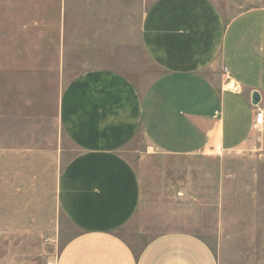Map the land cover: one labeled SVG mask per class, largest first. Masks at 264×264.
Here are the masks:
<instances>
[{
	"label": "rangeland",
	"instance_id": "374dc122",
	"mask_svg": "<svg viewBox=\"0 0 264 264\" xmlns=\"http://www.w3.org/2000/svg\"><path fill=\"white\" fill-rule=\"evenodd\" d=\"M61 1L0 0V264H56L77 233L58 202L62 171L78 151L58 122L66 83L84 70L110 68L143 88L158 73L138 33L152 0ZM212 1L225 21L264 7V0ZM61 9L67 36L59 39ZM146 146L140 134L124 151L141 189L120 232L132 248L163 232L189 231L210 243L218 264H264L262 129L219 156Z\"/></svg>",
	"mask_w": 264,
	"mask_h": 264
},
{
	"label": "crops",
	"instance_id": "0c3cea01",
	"mask_svg": "<svg viewBox=\"0 0 264 264\" xmlns=\"http://www.w3.org/2000/svg\"><path fill=\"white\" fill-rule=\"evenodd\" d=\"M57 22L58 38L66 37L62 9ZM138 33L158 70L146 86L115 69L91 68L60 94L59 126L78 151L62 171L58 202L77 233L56 264H218L210 243L189 231L160 233L138 251L125 240L120 232L141 189L124 151L142 134L147 150L219 156L254 129L264 133V122L254 124L255 111L264 113V7L225 21L212 0H152Z\"/></svg>",
	"mask_w": 264,
	"mask_h": 264
},
{
	"label": "built area",
	"instance_id": "2783aa9c",
	"mask_svg": "<svg viewBox=\"0 0 264 264\" xmlns=\"http://www.w3.org/2000/svg\"><path fill=\"white\" fill-rule=\"evenodd\" d=\"M264 122V113L262 110H256L254 114V124L256 126H261Z\"/></svg>",
	"mask_w": 264,
	"mask_h": 264
},
{
	"label": "water",
	"instance_id": "95a60500",
	"mask_svg": "<svg viewBox=\"0 0 264 264\" xmlns=\"http://www.w3.org/2000/svg\"><path fill=\"white\" fill-rule=\"evenodd\" d=\"M260 100V94L257 90H253L252 94H251V102L252 104H258Z\"/></svg>",
	"mask_w": 264,
	"mask_h": 264
},
{
	"label": "bare ground",
	"instance_id": "6f19581e",
	"mask_svg": "<svg viewBox=\"0 0 264 264\" xmlns=\"http://www.w3.org/2000/svg\"><path fill=\"white\" fill-rule=\"evenodd\" d=\"M232 85V83H229L227 86H231Z\"/></svg>",
	"mask_w": 264,
	"mask_h": 264
}]
</instances>
